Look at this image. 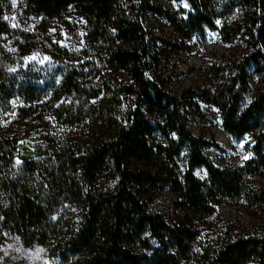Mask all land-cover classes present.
Instances as JSON below:
<instances>
[{
    "label": "trees",
    "instance_id": "trees-1",
    "mask_svg": "<svg viewBox=\"0 0 264 264\" xmlns=\"http://www.w3.org/2000/svg\"><path fill=\"white\" fill-rule=\"evenodd\" d=\"M26 1L49 16L75 7L89 21L91 44H106L103 61L115 75L93 82L68 69L58 82L40 84L39 77L0 68V117L14 103L25 117L43 106L66 125L98 121L86 145L44 150L21 163L15 135L0 129V232L25 244L50 245L63 264H264V230L228 225L216 239L202 241L196 226L217 206L264 212V155L258 148L264 138V0H187L186 19L150 0L131 13L118 0ZM147 11L166 17L183 38L214 27L212 17L237 13L219 33L223 42L242 36L244 51L210 65L212 83L197 96L218 109L228 134L257 139L258 149L243 165L216 167L204 149L217 145L189 128L186 107L195 105L193 93L150 79L160 60L154 40H164L150 35ZM7 29L0 20V33ZM120 97L131 98L126 109ZM101 98L102 109L84 105ZM143 107L158 120L150 121ZM155 134L162 143L149 142ZM197 167L205 168L206 179L194 175ZM163 189L179 210L171 221L149 207ZM136 243L145 252H136Z\"/></svg>",
    "mask_w": 264,
    "mask_h": 264
},
{
    "label": "rangeland",
    "instance_id": "rangeland-1",
    "mask_svg": "<svg viewBox=\"0 0 264 264\" xmlns=\"http://www.w3.org/2000/svg\"><path fill=\"white\" fill-rule=\"evenodd\" d=\"M143 1L118 0L127 13L135 11ZM149 3L161 6L174 13V16L184 19L191 10L187 0H150ZM0 7V20L8 28L6 32L0 33V68L39 77L40 84L58 82L68 69L79 71L93 82L113 80L115 72L108 69L103 61L106 44L101 45L97 41L91 44L89 21L75 7H68L52 16L30 9L26 0H0ZM237 18V13L228 17L217 15L212 17L214 27L204 26L202 30L192 33L190 38H183L166 17L152 11H147L145 15L150 35L167 42L164 44L162 40H154L160 60L149 77L167 90L193 93L195 105L186 107L189 128L196 137L217 145L206 147L204 153L219 168L243 165L254 156L258 148L264 155V138L257 148V139L251 134L241 137L228 134L222 128L218 109L197 96L212 83L210 65L221 62L233 53L236 56L243 53L242 36L238 35L233 42H223L219 33L224 23ZM172 45H177L178 49ZM256 84V78H253L252 87ZM100 100L102 98L95 103L91 99L84 105L87 107L92 104V107L99 110L106 107L105 98L101 103ZM130 100V97H120V108L126 109ZM12 104L1 113L0 129H8L15 135L17 163H21L22 158L38 159L44 150L54 153L58 149L68 150L73 144L86 145L92 135L97 134V119L87 118L81 123L66 125L43 106L32 108L33 112L25 117L16 111L17 104ZM143 110L150 121L158 120L145 107ZM149 142L162 143L163 139L155 134ZM193 173L201 180L207 177L203 167L195 168ZM107 180L105 176L104 181ZM175 201L171 193L163 189L150 202L149 207L152 212H158L167 221H171L179 213ZM228 225L240 232L263 231L264 212L246 208L245 205L227 204L217 206L212 216L196 221L202 241L216 239ZM133 248L138 253L145 252L137 243ZM0 264L63 263L50 245L25 244L16 235L0 232Z\"/></svg>",
    "mask_w": 264,
    "mask_h": 264
}]
</instances>
